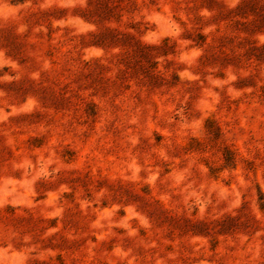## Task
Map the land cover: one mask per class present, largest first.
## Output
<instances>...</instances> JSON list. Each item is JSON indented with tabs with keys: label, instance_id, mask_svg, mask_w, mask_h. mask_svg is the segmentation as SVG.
I'll return each mask as SVG.
<instances>
[{
	"label": "rangeland",
	"instance_id": "1",
	"mask_svg": "<svg viewBox=\"0 0 264 264\" xmlns=\"http://www.w3.org/2000/svg\"><path fill=\"white\" fill-rule=\"evenodd\" d=\"M0 264H264V0H0Z\"/></svg>",
	"mask_w": 264,
	"mask_h": 264
}]
</instances>
